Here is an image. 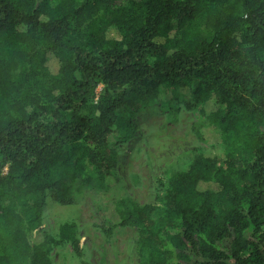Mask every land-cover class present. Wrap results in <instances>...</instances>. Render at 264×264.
Masks as SVG:
<instances>
[{
  "label": "trees",
  "instance_id": "obj_1",
  "mask_svg": "<svg viewBox=\"0 0 264 264\" xmlns=\"http://www.w3.org/2000/svg\"><path fill=\"white\" fill-rule=\"evenodd\" d=\"M176 100L219 152L153 203L117 200L102 231L134 229L136 264H264V0H0V264L81 257L74 224L41 230L40 200L121 185L137 114Z\"/></svg>",
  "mask_w": 264,
  "mask_h": 264
},
{
  "label": "rangeland",
  "instance_id": "obj_2",
  "mask_svg": "<svg viewBox=\"0 0 264 264\" xmlns=\"http://www.w3.org/2000/svg\"><path fill=\"white\" fill-rule=\"evenodd\" d=\"M188 28L202 31L203 22L196 21ZM99 91L100 87L96 92ZM196 110L187 109L176 100L156 103L138 113L133 137L116 148L121 185L108 191L88 189L77 194L68 206L57 205L48 198L40 200L41 230L57 241L58 227L72 223L82 247V256L78 257L67 243L49 244L52 264H136L135 230L115 227L104 233L100 225L113 214V203L123 197L139 204L153 203L157 180L185 168L195 151L219 152L216 133L205 132L206 142L194 137L191 129L197 121Z\"/></svg>",
  "mask_w": 264,
  "mask_h": 264
}]
</instances>
